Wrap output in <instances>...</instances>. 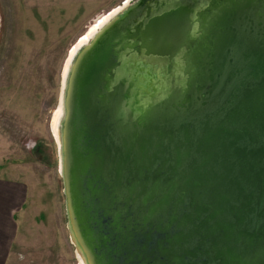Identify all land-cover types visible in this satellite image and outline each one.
Masks as SVG:
<instances>
[{"label": "water", "instance_id": "water-1", "mask_svg": "<svg viewBox=\"0 0 264 264\" xmlns=\"http://www.w3.org/2000/svg\"><path fill=\"white\" fill-rule=\"evenodd\" d=\"M149 1L122 8L64 81L75 244L87 264H264V0Z\"/></svg>", "mask_w": 264, "mask_h": 264}, {"label": "rangeland", "instance_id": "rangeland-1", "mask_svg": "<svg viewBox=\"0 0 264 264\" xmlns=\"http://www.w3.org/2000/svg\"><path fill=\"white\" fill-rule=\"evenodd\" d=\"M134 1L0 0V264L84 262L59 174L64 68L104 15Z\"/></svg>", "mask_w": 264, "mask_h": 264}, {"label": "bare ground", "instance_id": "bare-ground-1", "mask_svg": "<svg viewBox=\"0 0 264 264\" xmlns=\"http://www.w3.org/2000/svg\"><path fill=\"white\" fill-rule=\"evenodd\" d=\"M122 8H119V9H116L114 11H112L110 14L108 15H104L101 20L98 22V24L89 32V33H92L94 34V36L98 33L99 30H101L105 25H107L110 20L112 18H114L118 12L121 10ZM87 37H88V34L85 38H82L80 39L79 43L73 47L69 53V57H68V60L66 62V65H65V68H64V81L66 78H68L70 72H71V69H72V65L74 63V60L76 59L79 51L81 48H83L87 42ZM89 38V37H88ZM84 45V46H83ZM63 81V83H64ZM61 113V111H60ZM57 142H58V146H59V149H60V154H61V142H60V137L58 136L57 137ZM72 239L73 241L75 242V238H74V235H72ZM82 264H87V262L85 261L84 259V262Z\"/></svg>", "mask_w": 264, "mask_h": 264}, {"label": "flooded vegetation", "instance_id": "flooded-vegetation-1", "mask_svg": "<svg viewBox=\"0 0 264 264\" xmlns=\"http://www.w3.org/2000/svg\"><path fill=\"white\" fill-rule=\"evenodd\" d=\"M180 1H183V0H150L149 2H147V10H146V13L147 11L149 10L150 12V9L149 8H155L156 6H160V4H169V3H172V2H180ZM188 4L191 5L194 4L195 6V11H200L202 9H205L207 8L208 6H210V4L216 2L217 0H185ZM146 13H143L142 15H140L137 19V21H140L142 22L143 19H145L146 17ZM136 25V23H132L131 26L129 27L128 29V32H134L133 31V27ZM140 71L138 72L137 76L140 75V76H144V74L146 75V71H145V68H142V66L140 65ZM157 74H155L156 76ZM135 85V84H134ZM136 85L139 86V83L136 82Z\"/></svg>", "mask_w": 264, "mask_h": 264}, {"label": "crops", "instance_id": "crops-1", "mask_svg": "<svg viewBox=\"0 0 264 264\" xmlns=\"http://www.w3.org/2000/svg\"><path fill=\"white\" fill-rule=\"evenodd\" d=\"M0 226H1V222H0ZM1 230V229H0Z\"/></svg>", "mask_w": 264, "mask_h": 264}]
</instances>
